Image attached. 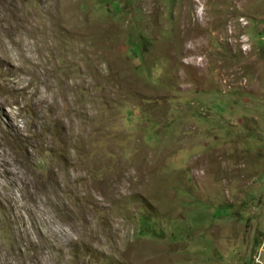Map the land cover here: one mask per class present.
<instances>
[{"label":"rangeland","instance_id":"374dc122","mask_svg":"<svg viewBox=\"0 0 264 264\" xmlns=\"http://www.w3.org/2000/svg\"><path fill=\"white\" fill-rule=\"evenodd\" d=\"M0 264H264V0H0Z\"/></svg>","mask_w":264,"mask_h":264},{"label":"bare ground","instance_id":"6f19581e","mask_svg":"<svg viewBox=\"0 0 264 264\" xmlns=\"http://www.w3.org/2000/svg\"><path fill=\"white\" fill-rule=\"evenodd\" d=\"M80 191V190H79ZM75 206V205H74ZM75 209V208H74ZM79 209H77V211H78ZM79 212V211H78Z\"/></svg>","mask_w":264,"mask_h":264}]
</instances>
